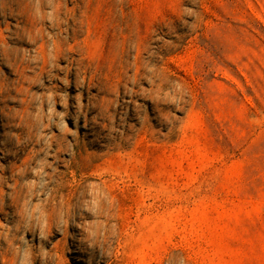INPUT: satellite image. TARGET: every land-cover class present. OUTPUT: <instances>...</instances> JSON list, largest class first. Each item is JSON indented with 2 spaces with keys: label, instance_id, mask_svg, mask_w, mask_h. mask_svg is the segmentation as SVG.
Returning a JSON list of instances; mask_svg holds the SVG:
<instances>
[{
  "label": "rangeland",
  "instance_id": "rangeland-1",
  "mask_svg": "<svg viewBox=\"0 0 264 264\" xmlns=\"http://www.w3.org/2000/svg\"><path fill=\"white\" fill-rule=\"evenodd\" d=\"M0 264H264V0H0Z\"/></svg>",
  "mask_w": 264,
  "mask_h": 264
}]
</instances>
